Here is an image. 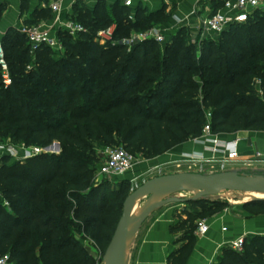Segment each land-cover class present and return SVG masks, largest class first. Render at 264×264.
<instances>
[{"label": "trees", "instance_id": "1", "mask_svg": "<svg viewBox=\"0 0 264 264\" xmlns=\"http://www.w3.org/2000/svg\"><path fill=\"white\" fill-rule=\"evenodd\" d=\"M78 4L73 17L87 32L73 38L59 30L62 55L47 46L32 51L14 28L1 40L12 82L5 87L0 71V136L61 146L59 155L30 158L32 167L9 164L5 153L0 158V256L7 253L9 264H95L70 233L74 220L104 249L115 225L111 216L118 222L127 196L125 181L100 199L89 188L96 147L118 143L151 159L201 136L207 123L212 133L264 132V14L229 27L218 45L205 39L197 46L180 28L164 46L146 40L128 49L100 45L94 35L110 24L117 39L143 31L165 22L163 11L138 8L130 19L123 4ZM37 14L51 18L49 9ZM226 205L212 199L184 203L171 228L183 233L184 243L169 255L170 264L185 263L197 221ZM245 206L264 214V200ZM213 264H264V236L244 238L241 252L222 248Z\"/></svg>", "mask_w": 264, "mask_h": 264}, {"label": "crops", "instance_id": "2", "mask_svg": "<svg viewBox=\"0 0 264 264\" xmlns=\"http://www.w3.org/2000/svg\"><path fill=\"white\" fill-rule=\"evenodd\" d=\"M101 1L108 9L117 4H123V0ZM56 2L59 4V10L53 11L51 4ZM216 2L217 0H135L133 6L129 8V15L132 10L134 12L133 17L129 16V18L134 19L138 8H142L144 13L163 11L166 21L151 27L161 26L166 29L171 39L180 28L186 27L193 39L198 22L212 12ZM77 3H79L78 6L84 4L88 9L96 4L93 0H0V40L10 28L20 31L23 27L36 24H44L58 33L59 30H63V23L77 22L73 17ZM45 9L50 10L51 18L38 17L37 13ZM132 32L136 31L130 33ZM213 136L220 142L237 140L240 158L254 157L257 151L264 152V132L262 131L242 130L233 133H215ZM214 137L206 140L189 139L154 158L144 159L137 165L159 168L164 162L177 161L192 154L219 157L222 155L221 152L213 153L210 149L213 147ZM135 166L136 163L127 174L133 171ZM178 205L181 204L160 206L149 214L133 236L127 264H170L169 255L184 243L182 232L171 231V228L179 222L177 214L184 207V205L177 207ZM206 220L209 228L202 236L194 233L195 243L184 264H213L217 261L221 249L229 247L231 241L239 237L264 236V214L252 213L245 204L232 206L231 209L229 205H226L222 210L206 217Z\"/></svg>", "mask_w": 264, "mask_h": 264}, {"label": "built area", "instance_id": "3", "mask_svg": "<svg viewBox=\"0 0 264 264\" xmlns=\"http://www.w3.org/2000/svg\"><path fill=\"white\" fill-rule=\"evenodd\" d=\"M98 1V0H93ZM135 0H123V4L131 8ZM220 2L217 8L201 18L198 22L196 34L193 37L192 43L199 45L203 40L209 37H218L229 27L233 25H244L251 20H254L257 15L264 14V0H217ZM53 11L59 10V4H51ZM133 10L130 13V18L133 17ZM62 29L70 36L75 37L80 33H86L87 29L79 22L69 21L62 24ZM116 25L110 24L107 27L99 29L94 35V41L98 44H114L120 43L130 49L134 44L146 40H152L160 45H165L170 42L171 38L167 35L166 29L161 26H154L143 31L132 32L128 36L115 38ZM20 32L25 35L30 48L34 51L40 46L50 47L52 50L62 53L64 48L62 41L57 37V33L52 31L44 24H36L23 27ZM0 71L2 83L5 87L11 85V76L9 73L8 64L4 57V50L0 40ZM210 117V114L207 115ZM209 123H207L202 131L201 136L194 140H206L214 137ZM213 153L221 152L219 157H205L202 154H192L183 157L182 159L193 166L210 165L213 167L218 164L221 169H225L229 165L249 166L254 161L264 163V152L257 151L254 157L240 158L237 148V140L220 142L215 137L212 139ZM37 154L40 149H35ZM133 158L129 152L123 147L111 148L107 150L106 160L99 169V174L104 177H120L127 173L133 167ZM8 205V202L5 201ZM209 228L206 218L197 221L194 233L198 236L204 235ZM244 238L239 237L230 242L229 247L233 250L241 252L243 250ZM0 264H9V255L2 254L0 256Z\"/></svg>", "mask_w": 264, "mask_h": 264}, {"label": "rangeland", "instance_id": "4", "mask_svg": "<svg viewBox=\"0 0 264 264\" xmlns=\"http://www.w3.org/2000/svg\"><path fill=\"white\" fill-rule=\"evenodd\" d=\"M1 15V13H0ZM35 24V23H33ZM31 26V25H29ZM186 31L188 29L185 27ZM187 33H190L189 31ZM189 35L190 42L192 43V38ZM76 37V36H75ZM73 37V38H75ZM220 36L218 37H209L207 40H213L215 44L218 45ZM102 45V44H100ZM62 55V53H61ZM261 64V63H260ZM261 84V78L259 76H256L254 79V89L256 91H259V87ZM7 131V130H6ZM215 134V133H213ZM52 143L46 144V145H39L34 144L32 139H26L25 137H12L11 134H5L3 136H0V158L5 153L10 158L9 164L13 162L21 163L22 167H32L34 164L33 161L30 160V158L35 157L39 154H44L48 156H56L61 153V146L59 144V148L55 146ZM53 144V146H50ZM122 147L121 144L115 143L110 145H101L100 147H96V167L91 173L90 177V187L91 189H96L99 191L97 193V198L100 199L104 193L107 195H112L115 189L119 187V183L121 181H125L127 183L126 186V195L131 193L136 187L140 186L143 182L146 180L163 174H170V173H178V172H196V173H203V174H213V173H221V172H228V173H238L240 175H250V176H256V175H264V163L259 161H254L249 166H241V165H229L226 166L225 169H221L218 164H215L213 167L210 165H203L202 168L199 166H193L190 163L184 161L183 159H179L177 161H167L160 165L159 168H147L145 166L137 165V163H140L144 158H142L140 155L135 153H130L134 164L136 163V166L133 171H131L129 174L125 173L123 176L117 177H104L101 174H99V169L103 165V163L106 160V153L108 149L111 148H119ZM35 149H40V152L37 154L35 153ZM171 149V148H170ZM147 168V169H146ZM43 168L39 166V172ZM193 192L190 191H179V192H171L167 195L163 196L160 199H165L166 197H189L192 196ZM255 197H260V195L257 194H250V193H243V192H222L219 193L210 199L219 198L223 201H226L227 205H229V208L231 209L232 206L235 205H243L246 202L252 200ZM146 197L142 199L137 205L141 207L143 203L145 202ZM171 205V204H169ZM167 206V205H166ZM3 207L6 210H10L11 207L8 204H5L3 202ZM44 207V206H43ZM177 207H183V205H178ZM156 209V208H155ZM118 217L112 215L111 220H115V225L117 222ZM70 221V220H69ZM67 221L66 223L68 224ZM74 227L70 229V233H72L74 239L79 242V244L85 249V251L88 253V255L94 260L95 264H104V254L106 247L104 249H100L93 239L90 237V235L86 234L83 230V227L80 225V223L75 222L74 220ZM115 225H113L112 230L109 232V239L111 238Z\"/></svg>", "mask_w": 264, "mask_h": 264}, {"label": "water", "instance_id": "5", "mask_svg": "<svg viewBox=\"0 0 264 264\" xmlns=\"http://www.w3.org/2000/svg\"><path fill=\"white\" fill-rule=\"evenodd\" d=\"M53 144L59 148V142L55 141ZM193 187L202 191L189 197L172 196L152 202L162 193L189 191ZM226 191L264 196V175L178 172L158 175L146 180L125 197L121 216L105 250L104 264H127L133 236L155 208L168 204L184 205L188 201L210 199ZM145 197L146 200L140 207L139 213L134 215V207ZM252 200H264V197H255Z\"/></svg>", "mask_w": 264, "mask_h": 264}, {"label": "bare ground", "instance_id": "6", "mask_svg": "<svg viewBox=\"0 0 264 264\" xmlns=\"http://www.w3.org/2000/svg\"><path fill=\"white\" fill-rule=\"evenodd\" d=\"M189 191H190V192H193V194H197V193H200L202 190L199 189V188H196V187L194 188V187H193V188H190ZM167 194H168V192H165V193L160 194L158 197H155V198L152 200V202L157 201L158 199L162 198L163 196H165V195H167ZM260 197H264V196L260 195ZM139 211H140V207H139L138 205H136V206L134 207V209H133V214L135 215V214L139 213Z\"/></svg>", "mask_w": 264, "mask_h": 264}]
</instances>
